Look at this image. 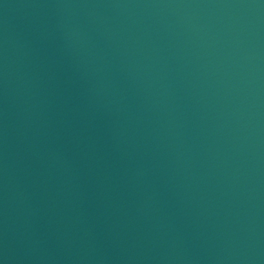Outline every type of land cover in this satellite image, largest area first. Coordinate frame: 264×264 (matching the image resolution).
Returning a JSON list of instances; mask_svg holds the SVG:
<instances>
[{
  "label": "water",
  "instance_id": "obj_1",
  "mask_svg": "<svg viewBox=\"0 0 264 264\" xmlns=\"http://www.w3.org/2000/svg\"><path fill=\"white\" fill-rule=\"evenodd\" d=\"M0 264H264V0H0Z\"/></svg>",
  "mask_w": 264,
  "mask_h": 264
}]
</instances>
